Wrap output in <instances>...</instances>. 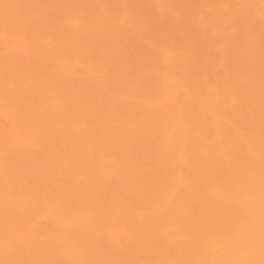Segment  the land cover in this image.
Wrapping results in <instances>:
<instances>
[{
    "label": "rangeland",
    "instance_id": "obj_1",
    "mask_svg": "<svg viewBox=\"0 0 264 264\" xmlns=\"http://www.w3.org/2000/svg\"><path fill=\"white\" fill-rule=\"evenodd\" d=\"M0 264H264V0H0Z\"/></svg>",
    "mask_w": 264,
    "mask_h": 264
}]
</instances>
